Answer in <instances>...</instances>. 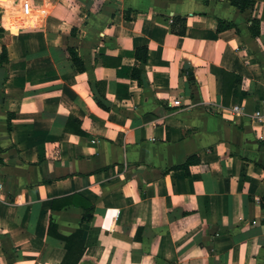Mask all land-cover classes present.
<instances>
[{
	"label": "crops",
	"instance_id": "obj_1",
	"mask_svg": "<svg viewBox=\"0 0 264 264\" xmlns=\"http://www.w3.org/2000/svg\"><path fill=\"white\" fill-rule=\"evenodd\" d=\"M0 27V264H264V0H0Z\"/></svg>",
	"mask_w": 264,
	"mask_h": 264
},
{
	"label": "trees",
	"instance_id": "obj_2",
	"mask_svg": "<svg viewBox=\"0 0 264 264\" xmlns=\"http://www.w3.org/2000/svg\"><path fill=\"white\" fill-rule=\"evenodd\" d=\"M230 5L234 6L237 8L239 11H244L247 9H250L254 3V0H227ZM12 0H1V5L3 8H10L11 7ZM176 26V28L174 27ZM233 25L224 21L217 20L216 22V31L226 29L229 27H232ZM171 31L178 34L182 35L184 32V18L181 17H174L172 19V22L170 24ZM250 35L252 37H255L258 35L259 29H258V21L254 19H250V24L248 26ZM1 31V27H0ZM68 52L69 59L76 69V71H82V65L80 59L77 57L75 51L72 48H66ZM134 56L137 60L140 62H145L146 60V47L142 46L139 48L135 49ZM6 59L5 55V43H1L0 46V62ZM137 69L133 68L131 72V76L134 77L136 80H138V74H136ZM225 71H221V95L224 96V90H223V74ZM232 82L230 83V85ZM94 102L95 104L100 107L103 110H107L108 106H106L99 98L94 97ZM192 160L189 158H186V160L180 164V166L186 168L187 164H189ZM90 216L86 215L85 220H89Z\"/></svg>",
	"mask_w": 264,
	"mask_h": 264
},
{
	"label": "built area",
	"instance_id": "obj_3",
	"mask_svg": "<svg viewBox=\"0 0 264 264\" xmlns=\"http://www.w3.org/2000/svg\"><path fill=\"white\" fill-rule=\"evenodd\" d=\"M175 104H179L178 101H174ZM231 111L233 112H240V108L237 106V105H233L231 108ZM253 116H255L256 118L260 117L259 113L256 111L253 113ZM93 142V141H92ZM1 190H2V186L0 184V199L4 200V198H2V193H1ZM116 213L117 211H114L113 212V216L112 217H115L116 216Z\"/></svg>",
	"mask_w": 264,
	"mask_h": 264
},
{
	"label": "water",
	"instance_id": "obj_4",
	"mask_svg": "<svg viewBox=\"0 0 264 264\" xmlns=\"http://www.w3.org/2000/svg\"><path fill=\"white\" fill-rule=\"evenodd\" d=\"M184 68H186V65H184Z\"/></svg>",
	"mask_w": 264,
	"mask_h": 264
}]
</instances>
